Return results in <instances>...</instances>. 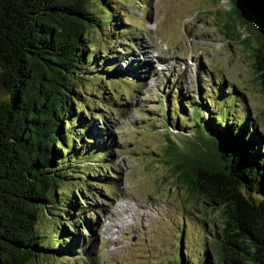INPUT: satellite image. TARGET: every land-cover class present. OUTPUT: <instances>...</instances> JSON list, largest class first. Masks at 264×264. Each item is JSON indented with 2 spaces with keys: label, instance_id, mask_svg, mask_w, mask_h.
Segmentation results:
<instances>
[{
  "label": "rangeland",
  "instance_id": "rangeland-1",
  "mask_svg": "<svg viewBox=\"0 0 264 264\" xmlns=\"http://www.w3.org/2000/svg\"><path fill=\"white\" fill-rule=\"evenodd\" d=\"M89 6L96 61L78 89L85 109L75 106L86 137L72 147L85 177L58 187V202L38 219L36 234L53 250H43L35 264H179L180 257L202 264L203 249L214 264L208 241L218 214L180 185L165 146L168 138L182 143L219 109L228 123L247 116L264 137V88L248 50L228 35L227 5L89 0Z\"/></svg>",
  "mask_w": 264,
  "mask_h": 264
},
{
  "label": "trees",
  "instance_id": "trees-1",
  "mask_svg": "<svg viewBox=\"0 0 264 264\" xmlns=\"http://www.w3.org/2000/svg\"><path fill=\"white\" fill-rule=\"evenodd\" d=\"M222 1L228 35L248 50L264 88V0ZM95 20L89 0H0V264H35L53 250L36 223L58 202V187L85 177L72 147L86 137L75 106L85 109L78 89L96 61ZM221 110L193 119L192 135L168 138L165 151L188 195L218 214L208 241L214 264H264V137L247 116L228 123ZM201 254L211 264L207 249Z\"/></svg>",
  "mask_w": 264,
  "mask_h": 264
}]
</instances>
